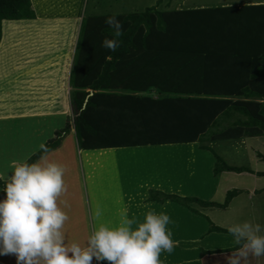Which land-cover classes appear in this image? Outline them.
Segmentation results:
<instances>
[{"label":"trees","instance_id":"1","mask_svg":"<svg viewBox=\"0 0 264 264\" xmlns=\"http://www.w3.org/2000/svg\"><path fill=\"white\" fill-rule=\"evenodd\" d=\"M31 1L37 12V0ZM58 3L51 11L57 7L60 15H74L76 5L71 0ZM108 16H115L122 26L121 43L115 51L101 47V40L111 33L103 22ZM34 19L30 0H0V40L4 20L21 23ZM13 24H4V39L17 29ZM5 44L1 42L0 51ZM146 73L157 91L154 97L139 93L147 90L137 85ZM69 86L71 117L43 142L47 153L59 148L72 132L77 148L84 151L263 137L264 3L179 10L151 6L122 15L81 17ZM115 86L122 93H114ZM16 115L24 118V114ZM201 148L213 154L211 147ZM30 153H20L8 163L21 161ZM41 155L39 148L25 161H35ZM213 157V176L253 173L248 167L226 164L216 154ZM256 175L264 176V172ZM237 193L236 189L227 191L218 203L150 190L147 201H171L201 215L191 205L223 210ZM3 196L0 192V198ZM203 217L207 233L231 236L226 228ZM236 247L201 252L217 254Z\"/></svg>","mask_w":264,"mask_h":264},{"label":"rangeland","instance_id":"2","mask_svg":"<svg viewBox=\"0 0 264 264\" xmlns=\"http://www.w3.org/2000/svg\"><path fill=\"white\" fill-rule=\"evenodd\" d=\"M71 1L76 5L73 16L69 15L68 12L60 15L61 11L57 7L55 8L58 10L53 8L51 11V7L58 5L60 0L35 1L37 2V12L30 0L31 7L35 13V19L32 22L15 23L14 21L4 20L5 22L1 24L0 44L1 42L6 44L0 51V120H4L2 115L15 116L16 114L34 113L36 111L53 112L64 104V121L61 127L64 126L67 117H71V107L70 101L66 98L68 92L66 87L63 88V100L61 101L59 98V75L64 80V86L67 63L69 66L68 59L71 57L72 45L79 30L78 25L80 24L81 17L106 14L122 15L140 12L146 7L151 6H156L160 10H171L177 5L181 6V8L177 9L179 10L218 6L227 1L240 4H245L247 1L264 2V0ZM41 7L43 9H40ZM7 23H15L13 26L17 27V29L9 32L6 40L4 39V24ZM66 40L68 41L67 46ZM62 59H65L64 62H62ZM61 66V74H59ZM59 117L63 119L62 115ZM13 123L17 124V122ZM4 124L5 121H0V174L10 172L13 164L8 163V160L10 158L11 160L16 159L20 154V152L7 153L3 150L5 145L3 143L5 141L2 143V132L4 130L9 131L10 129L8 124L7 126ZM3 125L7 129H4ZM9 132L14 134L13 127H11ZM12 134L11 136H13ZM65 140L66 142L61 144L59 148L45 155L50 154V158L45 159V161L51 160V153L61 150L62 164H66V162L71 163L74 167V172L76 173V167L77 172H79L80 191L74 190V185H71L68 192H63L66 193L64 195L70 198V200L63 199L58 202L62 210V206L65 205L66 211H68V207L72 208L74 209V214L79 211L80 215L84 218V221L80 225L82 229L73 232L70 235L71 237L66 240L69 244L76 242L83 245L84 240L87 239L91 231V213L97 207L102 210L100 222L102 219H113L114 213H117L116 210L120 209L122 204L121 197L125 190L123 186L124 184L127 186L128 182L126 177L128 176L130 179L133 175L138 176V180L141 182L139 183L141 188L138 186V196L144 191L142 186L145 182L149 184L151 181H160L161 183L159 182V184L166 187L167 191L169 189L176 190L184 183V188H192L191 190L189 189L190 191H201L207 199L198 196L193 197L218 203L223 202L227 191L232 189L239 190V193L231 199L228 207L223 210L218 208L204 209L197 205H191L202 216L191 213L195 217L192 220L186 212L183 227L173 224L167 225L172 230V239L179 241L178 245L180 244L179 248L174 247L171 254L165 253L163 256L162 260H165L167 264H177L181 261L184 262L181 264H226L225 256H215L220 253L213 254V256L207 254L208 257L203 258V260L200 259L203 255L202 250L206 251L207 249L211 250V248H221L233 244L232 237L229 235L215 232L207 233L208 224L203 216L212 224L226 229L229 225L243 220L264 223V176L256 175V172H264V160L262 159V156H264V136L245 138L234 142L211 143L207 140L202 143L169 144L85 152L77 151L74 148L75 140L73 133H70ZM28 141L32 140L29 138ZM203 145L211 147L213 154L219 156L226 164L248 167L253 173L223 172L218 176H213L214 157L211 152L201 148ZM71 146H73L72 152L68 151L72 149ZM33 147L35 148V146ZM38 149L39 145L26 156V159ZM87 159L91 160L92 163L88 164ZM97 161L101 165L100 168L93 164ZM65 167L67 174L65 176L63 173V180L66 182L67 179L73 176V172L72 170L69 171L68 165ZM89 176L93 177L91 179L94 182L93 190H91V184H89ZM163 182L168 183L164 184ZM197 188H200V190L198 191ZM172 204H166L163 207L172 209L174 206ZM176 209L179 210L178 208ZM181 209L188 211L185 207ZM173 216H169V218L172 219L174 218ZM13 257V254L0 255V264H16L15 257ZM177 258L181 260L175 261ZM222 259L223 263H221ZM92 264H98V262L93 259ZM102 264H110V262L102 261ZM240 264H264V257L257 258L249 255L241 258Z\"/></svg>","mask_w":264,"mask_h":264},{"label":"clouds","instance_id":"3","mask_svg":"<svg viewBox=\"0 0 264 264\" xmlns=\"http://www.w3.org/2000/svg\"><path fill=\"white\" fill-rule=\"evenodd\" d=\"M111 30L101 47L115 51L121 43V22L115 16L103 21ZM42 155L32 162L13 161L11 171L0 174V255L13 254L16 264H164L160 253L171 254L179 241L172 239L168 214L153 209L141 220L121 211L114 225L100 222L102 210L91 213L92 227L83 245L67 243L62 231L67 214L58 204L65 191L64 168L55 162H41L49 149L40 144ZM10 173V174H9ZM237 245L226 264H240L249 255L264 257V223L243 220L226 229ZM71 254V255H69Z\"/></svg>","mask_w":264,"mask_h":264},{"label":"crops","instance_id":"4","mask_svg":"<svg viewBox=\"0 0 264 264\" xmlns=\"http://www.w3.org/2000/svg\"><path fill=\"white\" fill-rule=\"evenodd\" d=\"M257 3H264V2H262V1H256V2L247 1V2H245V4H257ZM243 4L232 2V1H229V2L227 1V2L221 3L218 6L243 5ZM214 6H217V5H214ZM178 8H181V6L176 5L173 9L177 10ZM198 8H207V7H198ZM110 15H112V14H110ZM30 21L32 22L33 20H25L24 23H30ZM3 22H5V21H3ZM78 29H79V25H78ZM77 34H78V32H77ZM75 37L77 38V36H75ZM76 38H74L75 41L72 45V50H71V54H70L71 57L68 59L69 66L67 63V74H66V80H65L64 86H63L64 80H63L62 76L60 75V82H59L60 83L59 84V88H60L59 95L60 96H59V98L61 99V101L64 98V92H63L64 87H66V89H68L66 98H68V101H69V92L71 90V88L69 86V71H70V67H71L72 56H73ZM179 64H182V60L179 62ZM149 74L150 73H146V75L143 78L139 79L137 85H139V83H140V85L145 86V89H147L146 91H140L139 93H143L145 95L150 94L151 96L154 97L157 95V91L154 90L153 84L150 81H147V75H149ZM178 77H180V76H178ZM161 79L159 78L156 81L158 82V80L160 81ZM164 86H167V85H164ZM150 89H152V90H150ZM113 92L114 93H122V90L118 86H115L113 88ZM2 94H4V93H2ZM63 105L64 104H62L61 108H59V107L56 108L55 111H53V112H44L46 114L42 113L41 111H38V112L36 111L34 113H32V112L23 113L24 118H21V119H18L17 115H15V116L2 115L4 120H0V121H5V124H4L5 126H7V124H8V126L10 128L9 131L11 130V127H13V133H14V134H12L8 130H4V132H2V134H3L2 135V138H3L2 143L5 141V143H3V144H5L3 150H5V151L10 150V152H20V153L32 152L33 150H35L38 147V145L42 144L46 139L50 138L53 135L54 129H57L63 125L64 113H65ZM67 108H68V106H67ZM47 115H49V116H47ZM60 115H62L63 119L59 117ZM13 122H17V124H14ZM4 125H3L4 129H7ZM11 134L13 136H11ZM73 136H74V134H73ZM29 138L32 141H30V142L28 141L29 142L28 143L27 140H29ZM74 140H75V138H74ZM65 142H66V140L64 142H62V144ZM33 146H35V148ZM73 146H71L72 149H70L68 151L72 152ZM74 148H76L77 151H84V150H79L77 148L76 142H75ZM111 149H118V148H111ZM58 150H60V149H58ZM104 150H106V149H104ZM95 151H99V150H95ZM61 154H62L61 150L58 152H55V153H51L52 157H51V160H48V162L51 161V162H55L61 166H64V175L65 176L67 174V170H66L65 166L68 165L69 171L72 170V172H73V176L70 177V179H67V181L69 183L67 181L66 182L64 181L65 191L68 192L70 190L71 185H74L73 186L74 190L80 191V189H79V176H78L79 172H77V167H76V173H75L74 167L71 165V163L66 162V164L65 163L62 164L63 160H62ZM47 158H50V154L45 156L44 160L41 162L42 163L46 162L45 159H47ZM25 159H26V157L21 161L18 160L17 163L23 162ZM87 163L89 164L92 162H91V160L87 159ZM93 164H94V166L97 165L99 168L101 166L98 163V161L93 163ZM88 179H89V184H91V190H93L94 189V187H93L94 182L91 181V179H93V177L89 176ZM126 180H128V182H127V186L125 184H124L125 187L123 186V189H125V190L123 191L124 194L121 197L122 204H121L120 209L116 210L117 213H114L113 219H108V220L102 219L101 222L107 223L109 225L116 224L119 220V215H120L121 211H123L124 209H127V213L129 215V217L135 216L137 218V220H141L143 218L144 213L146 211H148L150 208V209L155 210L156 212L164 211L169 216L174 215L173 216L174 218L170 219L172 221V223L170 225L173 224L175 226L178 225L180 227H183L184 222H185V219H184V217L186 215L185 213L187 212L189 214L190 219H192V220L195 219L194 215H192L191 212H188L185 209H181L182 207H180V205L173 203L171 201H169V202L166 201V202L161 203V204L157 203V202H151V201L149 202V201H147V198L149 196L148 192L150 190H158V191H161V192L166 193V194L176 193V194H178V196H198L200 198L207 199L203 195V193H201V191L200 192L190 191L192 188L191 189L189 188L190 190L187 188H184V186H185L184 183L181 187L177 188L176 190L169 189L167 191L166 187L159 184L160 181H155V182L151 181L149 184H147L145 182V184L142 186L144 191L142 192L141 195L138 196V186H139V183H141L138 180V176L136 177V175H133V177H131L130 179L127 176ZM124 181H125V179H124ZM167 183L168 182H165L164 184H167ZM120 186H121V183H120ZM139 187L141 188V186H139ZM180 189H181V191H180ZM197 190L199 191L200 188H197ZM64 194L66 195V193H61V195L59 197L60 199L58 198L57 202H59L63 199H67L68 201L70 200V198H67ZM74 197H75V195H74ZM73 202H74V200H73ZM166 204L174 205L172 208L173 210L169 209V207L164 208L163 206L164 205L166 206ZM62 208L68 217V219L64 222V225L62 228V231L65 235V239L67 240L71 237L70 235L73 232H75L78 229H82V228H80L79 225L82 224V221H84V218L82 217V215H80L79 211H77V213L74 214V209L68 207V211H66L67 208L65 205L62 206ZM176 208H178L179 210H177ZM179 217H181V219H179ZM179 245L178 246L176 245V247L179 248L180 247ZM233 246H234V244L229 245V246H223L221 248H211V250L207 249L206 251L226 249V248H231ZM230 252H233V251H230ZM230 252L220 253L219 255H215V256H225L226 257ZM165 253L166 252H163V251L160 253L159 258L161 260H162L163 256L165 255ZM208 255L213 256V254H208ZM208 255H203L200 257V259L203 260V258L208 257ZM180 258L182 259V257H180ZM180 258H177L175 261H180L181 260ZM202 260H200V261H202ZM169 262L172 263L170 260H169ZM173 263H176V262H173ZM181 263H184V262L181 261V262H178L177 264H181ZM221 263H223V259H222ZM98 264H102V261L98 262ZM164 264H167L165 260H164ZM185 264H187V263H185Z\"/></svg>","mask_w":264,"mask_h":264},{"label":"bare ground","instance_id":"5","mask_svg":"<svg viewBox=\"0 0 264 264\" xmlns=\"http://www.w3.org/2000/svg\"><path fill=\"white\" fill-rule=\"evenodd\" d=\"M167 156V155H166ZM80 226V225H79ZM78 231V230H77ZM86 238V237H85ZM85 241V240H84ZM82 245V244H81Z\"/></svg>","mask_w":264,"mask_h":264}]
</instances>
